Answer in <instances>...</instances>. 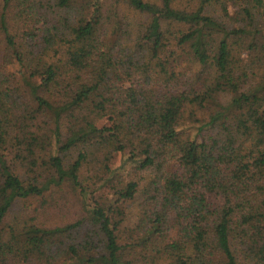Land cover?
<instances>
[{
  "label": "trees",
  "instance_id": "trees-1",
  "mask_svg": "<svg viewBox=\"0 0 264 264\" xmlns=\"http://www.w3.org/2000/svg\"><path fill=\"white\" fill-rule=\"evenodd\" d=\"M0 51V264H264V0H0Z\"/></svg>",
  "mask_w": 264,
  "mask_h": 264
},
{
  "label": "rangeland",
  "instance_id": "rangeland-1",
  "mask_svg": "<svg viewBox=\"0 0 264 264\" xmlns=\"http://www.w3.org/2000/svg\"><path fill=\"white\" fill-rule=\"evenodd\" d=\"M1 63H2V52L0 51V66H1ZM13 67L14 66H6V68H8V70L9 71H12V69H13ZM122 160H123V158L121 157V156H117V155H115V157H114V159H113V162H114V164H119L120 162H122ZM70 204V202L69 201H67V207H60V209H59V211H57L56 213H55V215H56V217L58 218V219H63V218H66L68 215H69V213L71 212V210H72V206L71 205H69ZM63 204H61L60 206H62ZM64 206H65V204H64ZM57 208H59V207H57Z\"/></svg>",
  "mask_w": 264,
  "mask_h": 264
}]
</instances>
